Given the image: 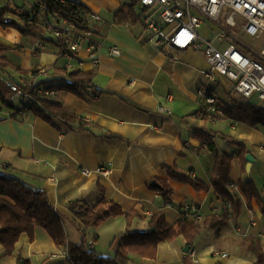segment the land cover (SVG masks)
<instances>
[{"label":"crops","instance_id":"crops-1","mask_svg":"<svg viewBox=\"0 0 264 264\" xmlns=\"http://www.w3.org/2000/svg\"><path fill=\"white\" fill-rule=\"evenodd\" d=\"M79 1L98 14L100 20L89 17L90 33L82 31L85 36L73 56H68L57 43L24 36L12 27L0 26V45L10 48L3 54L14 65L28 72L49 70L47 75L38 76L36 83L58 76L55 71L68 65L70 71L91 75L94 86L103 91L98 97L85 99L73 92L58 91L59 101L86 120L88 130L82 131L79 124L67 125L58 118L54 119L57 126H53L30 112L25 114V120L15 119L13 109L0 99V173L45 190L64 216L69 242L80 243L84 239L80 231L84 225L70 209L74 201L93 206L105 198L120 204L125 212L135 211L137 215L130 223L126 216L112 217L86 230L87 239L94 243L93 250L115 257L117 239L127 229L149 230L154 215L164 214L168 223H174L186 203L198 205L203 217L222 214L225 202L212 186L215 152L204 146L197 132L207 129L218 133L222 137L215 139L216 149L234 154L238 147L224 136L244 141L255 157L252 174L243 170L239 158L232 161L230 170V183L238 187L237 195L242 200L240 217L231 220L219 235L210 229L198 236L191 244V250L197 251L195 257L191 250L184 252L189 243L183 235L161 242L156 258L136 253L129 257L130 264H185L186 256L192 264H255L257 257L251 245L260 239L264 245V215L256 200L249 208L239 182L252 179L264 198V127L226 116L217 122L201 118L198 92L206 86L215 88L221 101L229 105L243 99L229 95L231 82L225 78L215 85L206 83L201 71L208 68V63L202 52L157 46L140 20L119 24L115 14L129 0ZM135 13L138 14L136 9ZM202 32L211 34L207 26ZM251 40L246 42L261 47L260 42ZM93 42L100 45L97 54L91 53ZM112 46H117L121 54L112 56ZM95 58L99 61L97 67L93 65ZM9 76L17 82L26 80L13 70H9ZM161 105L169 112L160 111ZM252 105L264 108V103ZM107 163L112 165L108 176H85L81 172L83 168L94 169ZM167 166H175L181 174L205 182L210 189L198 191L188 181L173 179ZM153 182H166L172 187L171 204ZM66 250L37 226L33 238L27 233L21 235L11 255L4 256L0 242V264H72ZM217 251L228 256L217 258Z\"/></svg>","mask_w":264,"mask_h":264},{"label":"trees","instance_id":"trees-1","mask_svg":"<svg viewBox=\"0 0 264 264\" xmlns=\"http://www.w3.org/2000/svg\"><path fill=\"white\" fill-rule=\"evenodd\" d=\"M46 6L47 14L58 12L59 15L73 23L80 31H89L88 22L91 10L79 0H42ZM135 1L129 0L116 14L119 24L126 22H137L140 16L135 13ZM39 9L32 5L31 9H23L13 4L0 5V26L12 27L19 30L24 36L38 37L45 41H56L45 36L43 29L38 24ZM60 45V44H59ZM10 48L0 45V75L11 79L9 70L16 71L30 81V87H24L27 96V105H18L13 97L15 93L0 78V99L2 103L13 109L12 117L25 120V114L33 113L53 126H57L54 119L58 118L67 125L79 124L82 131H86L89 124L77 112L69 111L59 100L42 98L35 91L39 87L45 89H56L58 91H69L82 98L98 97L103 91L97 89L93 84L91 75L82 74L78 70H67L58 68L55 73L58 76L42 80L36 83L40 76L39 70L28 72L21 67L14 65L3 52ZM12 80V79H11ZM14 81V80H13ZM22 86V82H17ZM224 106L226 117L246 123L250 126L264 127V108L255 106L243 101H235L233 105L221 102ZM222 137L218 133L203 129L197 132V137L203 142L206 148L215 152V163L212 174V186L225 205H232V211L227 207L222 214H211L201 221L190 220L188 211L184 210L181 217L174 223H168L164 214L154 215L150 221V228L147 231L127 229L117 239V252L115 257L105 256L89 247L86 230L90 227H98L112 217L126 216L128 223L137 215L135 211L125 212L120 204L102 198L93 206H88L81 201H74L70 209L75 216L83 223L84 228L80 229L84 239L80 243L67 240L64 227V216L52 204L48 193L40 188H34L24 183L17 177L0 173V242L5 251L4 256L11 255L16 243L23 233L30 238L34 237L37 226L44 228L57 246H65L69 261L72 264H130V253H136L146 258H156L159 244L166 240H173L183 235L189 245L200 236L205 230H216L218 235L230 224L233 219H238L242 213L241 198L230 189V170L232 161L239 158L243 170H246V155L249 153L246 142L228 139L232 145L238 147L234 154L228 151L216 149L215 139ZM169 175L176 180L190 182L198 191L209 190L210 186L199 179H193L181 174L175 166H167ZM156 188V187H154ZM157 189V188H156ZM239 189L248 199L249 208H252V201L256 200L264 215V198L252 179L239 182ZM163 199L171 204L173 202V189L168 183H162L158 188ZM154 228V231L151 229ZM251 250L256 254L255 264H264V245L258 240L251 245ZM185 264H192L190 257L186 256Z\"/></svg>","mask_w":264,"mask_h":264},{"label":"built area","instance_id":"built-area-1","mask_svg":"<svg viewBox=\"0 0 264 264\" xmlns=\"http://www.w3.org/2000/svg\"><path fill=\"white\" fill-rule=\"evenodd\" d=\"M136 12L140 21L150 35L151 41L165 49L184 51L195 49L202 52L208 63V68L201 71L208 85L217 84L222 78L231 82L228 90L230 96H240L249 104L262 105L264 103V0H134ZM4 0L1 6L10 4ZM33 6L39 9L38 24L46 37L62 46L68 56L76 54L85 36L73 23L63 19L58 12L47 14L42 0H34ZM89 17L100 20V16L91 12ZM204 26L209 27L210 35L202 32ZM85 33L89 34V31ZM249 37L261 43L257 48L244 40ZM100 45L90 43L92 54L99 52ZM246 48L248 52L244 51ZM112 56L121 54L117 46L109 48ZM98 59H93L97 67ZM65 69H71L68 65ZM40 75H47V68L38 69ZM0 78L15 93V97L27 99L24 87H30L28 79L18 85L13 80ZM42 98L60 100L58 90L39 87L35 91ZM202 101L201 118L217 122L226 116L216 89L204 87L198 92ZM170 99V96L167 97ZM257 102V103H255ZM228 103V102H227ZM160 111L169 112L164 105ZM85 176L93 173L108 176L112 173L110 163L100 165L94 169L83 168ZM54 181V178H50ZM230 189L237 193L238 187L229 183ZM227 210L232 211L228 204ZM184 210L188 211L190 220L201 221L203 215L198 205L186 203ZM94 243L89 242L93 248ZM67 255V250L64 252ZM190 254L195 257L196 250ZM214 256L225 258L226 252H214Z\"/></svg>","mask_w":264,"mask_h":264},{"label":"rangeland","instance_id":"rangeland-1","mask_svg":"<svg viewBox=\"0 0 264 264\" xmlns=\"http://www.w3.org/2000/svg\"><path fill=\"white\" fill-rule=\"evenodd\" d=\"M3 1L4 0H0V5H2L3 4ZM10 2L13 4V5H15V6H21V7H23V9H31L32 8V4H31V2H32V0H29V1H24V0H15L14 2H12L11 0H10ZM18 4V5H17ZM29 6V7H28ZM244 40L245 41H247V42H251L252 40H251V38H249V37H244ZM238 98H240L241 99V97L240 96H238ZM15 100H16V102L18 103V105H27L28 104V101L26 100V99H22V98H18V97H15ZM255 103H257V102H255Z\"/></svg>","mask_w":264,"mask_h":264},{"label":"water","instance_id":"water-1","mask_svg":"<svg viewBox=\"0 0 264 264\" xmlns=\"http://www.w3.org/2000/svg\"><path fill=\"white\" fill-rule=\"evenodd\" d=\"M246 160H247V166H246V171H247V174L248 175H251L252 174V168H253V163L255 162V157L251 154V153H248L246 155ZM152 185L154 187H158L160 188L161 185L157 182H153ZM155 229L152 228L151 231H154ZM191 250V245H187L184 249V252L185 253H189V251Z\"/></svg>","mask_w":264,"mask_h":264}]
</instances>
